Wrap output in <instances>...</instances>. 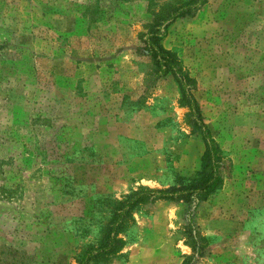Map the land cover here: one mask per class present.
<instances>
[{
    "label": "rangeland",
    "instance_id": "rangeland-1",
    "mask_svg": "<svg viewBox=\"0 0 264 264\" xmlns=\"http://www.w3.org/2000/svg\"><path fill=\"white\" fill-rule=\"evenodd\" d=\"M164 1L0 0V264H78L109 200L200 170L173 75L147 87L137 52ZM163 44L196 79L223 185L195 211L200 253L186 202L157 200L92 264H264V0H208Z\"/></svg>",
    "mask_w": 264,
    "mask_h": 264
},
{
    "label": "trees",
    "instance_id": "trees-1",
    "mask_svg": "<svg viewBox=\"0 0 264 264\" xmlns=\"http://www.w3.org/2000/svg\"><path fill=\"white\" fill-rule=\"evenodd\" d=\"M208 0H167L162 3L151 2V20L139 32L140 44L137 52L147 56L149 66L146 70V86L152 87L161 77L172 74L180 92L179 103L188 107L187 122L192 132L201 135L205 149L201 156V168L191 178L181 177L177 183L161 188L141 186L120 199L109 200V217L99 229L97 244L86 245L78 264H92L95 260L111 262L127 244L121 236L133 222V211L139 206L157 200L185 201L187 205L188 233L194 251L200 253V236L194 223V214L202 201L206 200L223 185L221 168L225 167L222 150L204 122L199 103L193 93L196 79L183 67L178 53L163 44L169 26L179 18L194 17ZM202 253V252H201ZM188 257L181 264H191Z\"/></svg>",
    "mask_w": 264,
    "mask_h": 264
}]
</instances>
